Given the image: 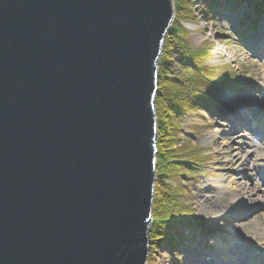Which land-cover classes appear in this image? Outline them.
<instances>
[{
	"label": "water",
	"instance_id": "95a60500",
	"mask_svg": "<svg viewBox=\"0 0 264 264\" xmlns=\"http://www.w3.org/2000/svg\"><path fill=\"white\" fill-rule=\"evenodd\" d=\"M172 0H0V264H147Z\"/></svg>",
	"mask_w": 264,
	"mask_h": 264
},
{
	"label": "rangeland",
	"instance_id": "374dc122",
	"mask_svg": "<svg viewBox=\"0 0 264 264\" xmlns=\"http://www.w3.org/2000/svg\"><path fill=\"white\" fill-rule=\"evenodd\" d=\"M198 3H200L199 10L193 14L191 19L187 20L181 17L185 16L186 12L177 11L176 0H172L174 10L172 28L178 23L182 25V28L187 31L185 39L190 49L207 53V58L202 62L213 66V68H218L222 80L210 82L207 89L216 99L211 98V96L208 97V94L204 92L206 89H203V96L198 98L199 104L196 112L184 115L180 122V130L183 134L181 138L185 139V144L190 143L191 147L200 149L204 157L202 165L200 164L195 167L197 169H193L196 173L193 174V177L191 174V178L180 179L178 182L172 180L164 182V185L171 187H178V185L182 187L180 200L190 207L193 211L191 216L197 222L194 221L190 227L186 224L180 225L176 232L180 233L181 238L176 243H171V245L169 243L167 247L151 244L147 264H192L194 261L200 262L199 260L202 258L192 257L191 254L204 253L207 257H212L213 253L217 251L216 244L226 236H230L232 240H237V237L243 239L244 249H241L242 253L247 254L249 259L258 261L257 263L252 261L250 264H264V260H261L264 257V237L249 239L251 238L250 233L255 232L256 229L262 228L264 230V211L261 213L263 218L257 219L259 217L258 210L255 219H250L247 222L242 219L244 221L239 223L238 212L240 209L238 207L237 211L236 205L231 206V202L236 196L234 197L229 193L217 195L220 186L231 184L233 179L238 182L241 181L242 174H255V172L249 171L250 167L255 164V160L264 161V149L258 151L254 147H249L251 142L248 138L250 137H245L244 129L239 132L242 119L240 110L223 98L230 96L236 101L243 102L245 107L251 111L255 110L261 103L264 114L262 97L264 69L260 67V61L264 60V50L261 52L263 56L260 54L262 57L253 56L257 52L256 46L259 41L251 40L254 35L251 34V30L260 26L262 22L260 18L261 14L264 13V0L261 2L255 0H201L199 2L198 0ZM189 25L196 27V30H189ZM167 38H165L160 51L157 63L158 72L160 66L163 65ZM182 53V48L175 47L171 71L182 77L187 73L184 72L185 74H183L182 67L186 66L190 70L187 74L189 77L192 75L193 69L191 65H187L190 64V61ZM158 96L159 85L154 102L157 127L160 121ZM257 118L259 117L251 115L250 124L254 128L252 130L255 131V136L264 141L262 135L264 126H260L261 121H257ZM226 123L229 124L228 128L223 127V124ZM225 137L231 138L226 148L222 141ZM256 141L258 140L256 139ZM233 148H236V151ZM239 149H246L249 152L246 160L250 165L245 166V168L228 166L226 152H235L236 154ZM159 162H156L155 165L156 183L159 180L158 173L161 170L158 168ZM257 178L258 186L264 190L259 171ZM158 197L159 192L155 190L153 210ZM212 197H216V199L214 200ZM207 200L212 203L209 204ZM255 208L252 210H257ZM243 210L245 214H249L248 210ZM240 225H244L246 230L241 232ZM148 234L151 238L150 230ZM198 234L202 238L195 244L193 240ZM229 253L231 254V251ZM215 258L213 257V259Z\"/></svg>",
	"mask_w": 264,
	"mask_h": 264
},
{
	"label": "trees",
	"instance_id": "16d2710c",
	"mask_svg": "<svg viewBox=\"0 0 264 264\" xmlns=\"http://www.w3.org/2000/svg\"><path fill=\"white\" fill-rule=\"evenodd\" d=\"M201 0H199L200 2ZM198 0H176L177 11L186 12L181 16L183 19H191L193 14L199 10ZM203 8H205L203 6ZM207 8V7H206ZM209 12V9H207ZM187 31L181 24H175L168 34L165 43V55L163 65L159 70V108L160 121L158 125V156L157 162L160 172L159 180L156 183V192L159 197L154 207V223L151 226V244L154 246L168 245L170 242H177L178 231L177 220L192 218L193 211L189 206L180 200L181 186L171 187L164 185L165 181L178 182L180 179L191 178L196 166L202 165L204 159L200 149L191 147L190 143L185 144L181 138L180 122L184 115L194 113L197 110L200 96L212 81H221L220 70L207 65L202 61L207 58L204 51H192L186 43ZM175 47L183 49L182 55L191 62L193 71L188 77V70L182 67L185 76H178L172 73L173 56ZM195 70V71H194ZM195 72V73H194ZM203 96V95H202ZM214 98V97H213ZM215 99V98H214ZM210 105V104H209ZM191 141V140H187ZM178 148L177 150H175ZM194 169V170H193ZM191 220V219H189Z\"/></svg>",
	"mask_w": 264,
	"mask_h": 264
},
{
	"label": "bare ground",
	"instance_id": "6f19581e",
	"mask_svg": "<svg viewBox=\"0 0 264 264\" xmlns=\"http://www.w3.org/2000/svg\"><path fill=\"white\" fill-rule=\"evenodd\" d=\"M226 20V19H225ZM264 25H261V31H264ZM189 30H196V27L189 25L188 26ZM263 28V29H262ZM261 31H256V34L251 40H256L259 41L261 40L264 36L261 34ZM264 34V33H263ZM263 44V43H262ZM261 44V45H262ZM261 45L258 46L260 49H257L256 54H253V56H256V58H259L261 52L264 50V46L261 48ZM257 48V47H256ZM250 52V51H249ZM262 55V54H261ZM263 56V55H262ZM260 56V57H262ZM261 59V58H260ZM261 65L260 67L264 69V60H261ZM264 71V70H263ZM159 78V77H158ZM225 101H227L229 104L233 105L237 109L240 110V113L242 115L241 119V128L239 129V132L244 129L245 137H250L248 140L251 142L249 143V147H254L258 149V151H261L264 149V141L262 139H258V137L255 136V131L252 130L253 127H251L249 118L251 115L259 117L257 121H261V125L264 126V114H263V104L260 103V105L257 106V108L253 111L245 107V104L240 101H236L234 98L227 96L223 97ZM224 119V117H223ZM223 127H229V124H223ZM254 131V132H253ZM249 135H247V134ZM157 135H158V127H157ZM262 135L264 136V131L262 132ZM244 137V136H243ZM231 138H224L223 145L226 148L228 145V142ZM256 139L258 141H256ZM260 143V144H259ZM236 151V148H233ZM247 154L249 152L246 149H239L238 152H226V158L228 160V166H233L234 168L236 167H244L250 165L249 162L246 160ZM252 172H255V174L252 175H246L242 174V180L241 181H236V179H233V182L230 184H225L224 186L219 187V193L217 195H222L224 193H229L230 195H233L234 198L231 202V206L234 207L236 205L237 211L239 207V223L247 222L248 220H252L255 216H257L256 211L259 210V217L257 219L263 218V211H264V190L260 189V186H258V178H257V172L259 171L260 174L264 172V163L263 160L257 159L255 160V164L250 167V170ZM154 191L156 190V183L154 186ZM217 189V188H216ZM259 192V193H257ZM261 193V194H260ZM239 196V197H237ZM220 197V196H219ZM212 199H216V197H212ZM209 204V200H207ZM239 201V202H238ZM256 207L257 210H252ZM255 208V209H256ZM248 210L249 214H245L244 210ZM152 210H153V205H152ZM236 211L235 209H233ZM154 211V210H153ZM236 211V212H237ZM226 215V214H224ZM241 215V216H240ZM230 216V215H229ZM256 218V217H255ZM254 218V219H255ZM151 219H152V225L154 223V215L153 212L151 211ZM244 219V220H242ZM240 231L246 230L244 225H240ZM240 232V233H241ZM251 234V240L257 237H264V230L262 228L256 229L255 232L250 233ZM243 239L240 237H237V240H232L230 236H226L223 240L218 241L216 244L217 246V251L213 253L212 257H207L204 253L200 254H191L192 257H200V262H192V264H250L253 262H258L257 260L249 259L247 254L242 253L241 249L243 248ZM231 251V254L229 253ZM213 257L215 259H213Z\"/></svg>",
	"mask_w": 264,
	"mask_h": 264
}]
</instances>
